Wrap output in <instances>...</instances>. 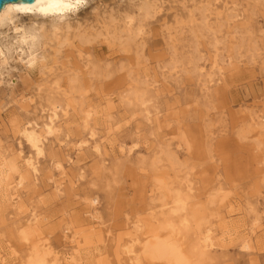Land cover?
Here are the masks:
<instances>
[{
	"label": "rangeland",
	"instance_id": "374dc122",
	"mask_svg": "<svg viewBox=\"0 0 264 264\" xmlns=\"http://www.w3.org/2000/svg\"><path fill=\"white\" fill-rule=\"evenodd\" d=\"M151 1L149 17L139 12L144 0L84 2L60 32L69 41L41 47L30 69L14 32L0 28L3 263L70 264L54 259L70 253L78 264H134L129 251L143 256L154 234L188 254L199 252L208 229L216 246L200 264H264V120L257 119L264 117V0ZM140 26L144 33L125 51ZM42 55L57 63L42 68ZM54 102L71 106L70 115L37 155L19 132L41 125ZM91 127L106 146L102 157L78 150ZM24 158L37 162L36 182ZM22 176L27 211L19 216L11 199ZM52 180L64 182L61 193ZM74 233L79 250L70 244Z\"/></svg>",
	"mask_w": 264,
	"mask_h": 264
},
{
	"label": "bare ground",
	"instance_id": "6f19581e",
	"mask_svg": "<svg viewBox=\"0 0 264 264\" xmlns=\"http://www.w3.org/2000/svg\"><path fill=\"white\" fill-rule=\"evenodd\" d=\"M86 1L88 0H35L33 4H26L22 2L8 3L0 11V28L6 26L9 28V30L14 32L18 48L21 49L19 57H21L22 60H26L25 66L27 69H30L35 65V63H37V61L39 62V56L37 53L41 47H46L48 44H50L49 42H55V40L59 46H63L65 42L67 43L69 41L68 37L64 42L60 40V32L62 31L63 27L67 29L70 27V18L77 14L80 7ZM130 1L135 4L138 2V0ZM144 2L145 3L139 8V12L142 17H149L153 14L156 5L152 3L151 0H144ZM26 14H33L35 19L40 18L41 21L32 23L29 27H27L20 20L21 17ZM47 24H49L48 28L46 27ZM127 26V32H132L134 26L132 19H130V21L127 23ZM137 31L138 34L131 35L128 38L126 46L124 47L125 51H130L129 46H131V43H135L137 36L144 33V26H140ZM108 34L109 32H107V35ZM118 39L120 40L121 38L119 37ZM81 40L83 42L90 41L89 38L85 36H82ZM70 46L72 48L75 47L72 44ZM80 50L78 53H81ZM58 53H60L59 48L54 51L55 55ZM1 55L3 56V51L0 50V56ZM55 59L56 58L50 61L45 55H42L40 57L41 67L46 69L49 65L48 61L57 63ZM219 72L223 76L224 72L222 68H219ZM71 108V106L64 107L56 102L51 103L49 108L42 110V112L46 113V120L41 125L28 123L21 128L19 132L21 139H24L37 155H41L48 137L55 136L56 133L59 132V123L62 119L68 118ZM92 116L93 112L88 111L87 119L89 120L92 118ZM257 119L264 120V117L258 116ZM66 137L68 139L69 135H66ZM83 147H88L100 157L104 156L106 151V146H104V144L99 141L98 133L94 127L90 128L89 141H85L82 143V145H79L78 150H81ZM24 165L27 174L32 175L36 182L38 175L40 174L37 162L33 158H24ZM8 170L11 171L12 168H9ZM56 170L63 180L67 177L66 169L62 163L57 162ZM7 171L2 172L5 173ZM8 177H11V175ZM25 180V176L20 177L18 182L13 187L14 193L11 199L12 207L14 208L15 213L19 216L24 215L27 211L25 210V205L23 202V193L27 192ZM52 181L55 184L56 191L61 193L64 182H57L54 180ZM90 203L92 206H95L98 203V199L93 198L90 200ZM175 203L177 205V210H185L186 203L183 198H177ZM31 217L34 223L39 220L37 214L34 212L31 213ZM93 219L98 220V217L93 215ZM153 237V240L145 246L143 256L139 255L134 250L129 251L131 262L134 264H142L143 258H148L150 260H165L169 263L175 264H200L204 258V255H206L209 251H211L210 249L216 246L214 243L213 233L208 229L203 231L199 237L201 244L198 247L199 252L194 251L188 254L185 253L179 246H177L176 241L172 242L169 239L165 241L160 240L159 236L156 234H154ZM24 239L28 240V237L24 235ZM70 244L74 247H77L78 250L81 247L80 238L76 233H74L72 238H70ZM250 245L251 244L249 241H245L243 247L249 249ZM200 249H204V251H201ZM1 259L2 257L0 254V262H2ZM54 259L55 261L63 260L65 262H69L70 264H78L80 261L76 256L73 257L70 253L63 255L57 253L54 256ZM44 262L45 260L36 259L32 264H45ZM1 264L5 263L2 262Z\"/></svg>",
	"mask_w": 264,
	"mask_h": 264
},
{
	"label": "water",
	"instance_id": "95a60500",
	"mask_svg": "<svg viewBox=\"0 0 264 264\" xmlns=\"http://www.w3.org/2000/svg\"><path fill=\"white\" fill-rule=\"evenodd\" d=\"M26 3V4H33L35 0H0V11L5 7L8 3Z\"/></svg>",
	"mask_w": 264,
	"mask_h": 264
}]
</instances>
